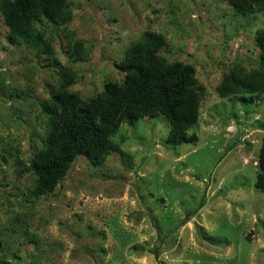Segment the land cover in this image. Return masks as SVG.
I'll return each instance as SVG.
<instances>
[{
    "label": "rangeland",
    "instance_id": "374dc122",
    "mask_svg": "<svg viewBox=\"0 0 264 264\" xmlns=\"http://www.w3.org/2000/svg\"><path fill=\"white\" fill-rule=\"evenodd\" d=\"M66 1V23L34 21L39 48L11 43L0 15V226L11 212L31 211V234L5 246L7 262L264 264V194L254 186L264 99L216 90L235 62L258 65L254 36L264 12L236 14L225 0ZM146 31L163 35L167 61L195 67L204 87L188 130L196 142L167 143L162 114L121 123L103 161L77 156L51 192L24 201L40 100L61 82L90 97L120 81L124 50Z\"/></svg>",
    "mask_w": 264,
    "mask_h": 264
},
{
    "label": "trees",
    "instance_id": "16d2710c",
    "mask_svg": "<svg viewBox=\"0 0 264 264\" xmlns=\"http://www.w3.org/2000/svg\"><path fill=\"white\" fill-rule=\"evenodd\" d=\"M225 1L236 14L264 12V0ZM0 15L11 43H31L39 48L42 38L34 21L44 17L54 24H63L70 20L71 11L66 0H0ZM254 41L258 65L246 70L235 62L223 72L216 86L220 97L238 94L245 100V94H258L264 99V29L257 30ZM165 44L162 34L146 31L124 50L118 65L124 72L120 81L108 80L100 93L81 97L70 90L66 79V84L59 83L47 99L40 100L44 117L38 124L42 130L37 138L40 146L28 159L33 181L24 201L33 202L51 192L77 156L84 155L93 163L103 161L116 148L111 137L121 123L133 124L139 118L162 114L169 124L167 143L196 142V135H188V130L197 122L204 87L196 79L193 64L166 60L161 54ZM42 47L47 51L46 44ZM74 48L78 55L81 46L76 43ZM61 70L62 76L72 78L66 68ZM257 167L254 186L264 194V125ZM11 215V221L0 226V264H9L4 249L10 241L31 234V211Z\"/></svg>",
    "mask_w": 264,
    "mask_h": 264
}]
</instances>
